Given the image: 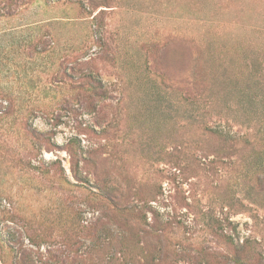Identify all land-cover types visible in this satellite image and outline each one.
<instances>
[{
	"label": "rangeland",
	"instance_id": "374dc122",
	"mask_svg": "<svg viewBox=\"0 0 264 264\" xmlns=\"http://www.w3.org/2000/svg\"><path fill=\"white\" fill-rule=\"evenodd\" d=\"M0 264H264V0H0Z\"/></svg>",
	"mask_w": 264,
	"mask_h": 264
},
{
	"label": "trees",
	"instance_id": "16d2710c",
	"mask_svg": "<svg viewBox=\"0 0 264 264\" xmlns=\"http://www.w3.org/2000/svg\"><path fill=\"white\" fill-rule=\"evenodd\" d=\"M213 132V134H216V135H218V136H221V137H223V138H232L233 136H230V132H225L224 130H221V129H218V130H214V131H212ZM34 136H33V138H35V137H37L36 139H39L40 137H38V136H40L38 133H36V134H33ZM237 138V137H236ZM50 139H48L47 138V141H49ZM53 164H56V162H54Z\"/></svg>",
	"mask_w": 264,
	"mask_h": 264
}]
</instances>
